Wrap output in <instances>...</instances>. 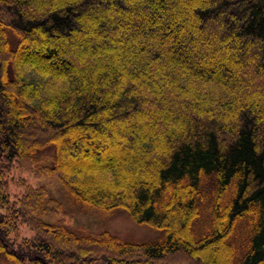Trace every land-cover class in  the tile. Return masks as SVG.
Here are the masks:
<instances>
[{
  "label": "trees",
  "instance_id": "trees-1",
  "mask_svg": "<svg viewBox=\"0 0 264 264\" xmlns=\"http://www.w3.org/2000/svg\"><path fill=\"white\" fill-rule=\"evenodd\" d=\"M220 60L264 82V0H0V250L13 264H264V88ZM16 167L164 236L76 231L47 187L10 195ZM21 223L32 234L12 238Z\"/></svg>",
  "mask_w": 264,
  "mask_h": 264
},
{
  "label": "rangeland",
  "instance_id": "rangeland-1",
  "mask_svg": "<svg viewBox=\"0 0 264 264\" xmlns=\"http://www.w3.org/2000/svg\"><path fill=\"white\" fill-rule=\"evenodd\" d=\"M147 23V22H146ZM146 23H141L144 25ZM139 26V28H140ZM142 27V26H141ZM172 34V33H171ZM109 44V42H108ZM111 45V43H110ZM109 46V45H108ZM107 47V45H106ZM112 48V57L116 60L118 65H121L122 60L120 55ZM197 55V54H195ZM202 55V54H200ZM199 55V56H200ZM198 56V55H197ZM211 67H214L220 71V73L225 74L226 76L231 77H244L248 81L253 80V85L260 88H264V82H261L254 78L253 73L249 70V68L238 69L232 66L228 62H223L220 60L219 62H211L209 63ZM166 107H171L169 104H165ZM186 107H189V103H185ZM152 126V123L149 127ZM40 164L42 161H45V156H47V152L45 154H41ZM12 182L10 186V195L13 197H18L22 194L23 188L20 185V181L22 179H26L31 185L35 187L45 186L47 187L49 193L52 196L57 197L62 203L63 212L58 216L61 220H63L67 226L76 230V231H84L91 232L93 234H97L103 230H108L110 233L117 236L119 239H125L130 241H155L159 240L164 236V230L157 229L152 227L146 223H139L134 220L123 208H115L112 210H104L101 208H96L90 205H85L82 203H76L72 200L69 195H67L66 191L62 188L61 184L57 180V178L53 175H36L33 172L23 171V169L16 167L12 171V177H10ZM3 210V209H2ZM1 212V210H0ZM207 214H203L200 221L198 219L194 223V229L197 232V235H201L203 233L201 230H206L205 226L208 225L209 217ZM50 220H53V217H46ZM203 218V219H202ZM198 221V222H197ZM206 223L204 227H202L203 223ZM202 223V224H201ZM32 234V230L29 226L24 223L18 225V229L16 232L12 233V238L17 240H21L26 236H30ZM241 236V232H238L236 228V233L232 239L239 241ZM242 237V236H241ZM221 250V249H220ZM219 250V251H220ZM213 253H219L218 249H215ZM0 264H13L12 260L8 258L3 251L0 250Z\"/></svg>",
  "mask_w": 264,
  "mask_h": 264
}]
</instances>
